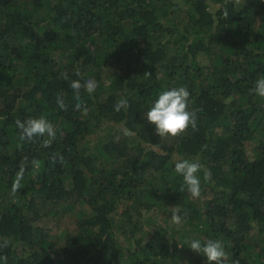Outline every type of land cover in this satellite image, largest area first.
I'll use <instances>...</instances> for the list:
<instances>
[{
  "label": "trees",
  "instance_id": "16d2710c",
  "mask_svg": "<svg viewBox=\"0 0 264 264\" xmlns=\"http://www.w3.org/2000/svg\"><path fill=\"white\" fill-rule=\"evenodd\" d=\"M260 76L264 0H0V257L179 264L170 225L143 234L152 226L146 213L179 206L202 243L223 242L229 264H264V98L251 91ZM77 79L98 85L92 94L80 90L86 114L75 110ZM180 86L190 93L196 129L160 138L145 112L161 91ZM121 98L129 107L117 112ZM40 117L56 130L47 147V135L19 139L16 121ZM102 124L110 130L81 147ZM124 128L135 133L127 142L115 135ZM257 136L249 156L245 144ZM175 155L202 165L199 208L175 172ZM46 202L75 214L60 250L36 226ZM181 264L207 260L198 253Z\"/></svg>",
  "mask_w": 264,
  "mask_h": 264
},
{
  "label": "clouds",
  "instance_id": "9594fccd",
  "mask_svg": "<svg viewBox=\"0 0 264 264\" xmlns=\"http://www.w3.org/2000/svg\"><path fill=\"white\" fill-rule=\"evenodd\" d=\"M62 75L65 80H69L67 73H63ZM75 75L78 77L81 75L78 69L75 70ZM70 87L74 91L73 99L77 101L75 110H83L86 114L88 109L80 102V90L83 88L89 94L94 93L98 87L96 81L93 79H86L82 83L79 79L72 80L70 82ZM251 91L258 97L264 98V76H260L255 81ZM189 98L190 93L185 86L173 87L169 90H163L158 94V98L153 102L150 109L145 112V117L149 123L155 126L156 134L160 138H176L183 135L189 127L194 130L196 129V112L189 110ZM57 104L60 109L67 110V105L63 98L59 96L57 97ZM128 107V100L126 98H121L115 105V111L119 112L121 109L126 111ZM16 125L20 129L19 139L21 141H31L34 137H43L47 135L49 139L44 141V145L47 147L50 146L51 142L56 137L54 125L45 117L29 118L23 122L17 120ZM123 135L131 137L134 136L135 133L124 128ZM58 155V153L52 155L51 160L53 163L56 162V157ZM60 160H63L62 156ZM23 170L22 162L21 170L17 175L16 181L13 183V191H16L21 186L20 180L23 176ZM201 170L202 165L199 162L180 159L175 163V172L183 177L184 186L193 198H199L201 195V179L197 175ZM203 179L205 181H210V171H204ZM170 209V223H181L182 215L179 214L181 213L180 207L176 206ZM7 245L8 241L5 240L3 246L7 247ZM188 247L194 252L206 257L207 264H229V254L226 251L225 245L220 240L208 239L202 243L200 240L194 239L188 242ZM0 260H3L4 264H7L6 257H0ZM233 264H238V262H233Z\"/></svg>",
  "mask_w": 264,
  "mask_h": 264
},
{
  "label": "rangeland",
  "instance_id": "374dc122",
  "mask_svg": "<svg viewBox=\"0 0 264 264\" xmlns=\"http://www.w3.org/2000/svg\"><path fill=\"white\" fill-rule=\"evenodd\" d=\"M178 5L182 8L181 4L178 3ZM198 60L201 59L198 57ZM109 74H110L109 70L102 71L101 72L102 79H105ZM109 130L110 127H108L106 124L97 126L94 135L89 136L84 141L80 142V146L81 147L87 146V144L91 141H94L97 136L104 134ZM115 135L117 140L122 139L124 141L126 140V142L129 141V138H127V136L123 134L118 133ZM258 138L259 136H257L256 138L245 144V149L249 156H254L253 155L254 149L258 144ZM180 159L183 158L178 155H175L174 163H176ZM204 200L205 198L202 196L196 198V203H195L196 206L199 208L204 202ZM77 210H83L84 212H87V207L78 206ZM145 216L149 217L150 220H152V226H145L143 230L144 236L154 233L158 229L157 228L158 225L161 227H163V225L166 226L170 225L173 228L172 229V231L174 232L173 241L176 247V255L179 258V264L187 263L197 256L198 253L194 252L188 247V242L194 239H198L202 242L203 236L198 232L192 231L193 230L192 226L187 228L184 224L185 220L183 218L181 220V223L179 224L170 223L169 219L171 218V209H169L168 211L164 209H155L151 212L146 213ZM194 218L195 216L191 215V220L193 222H194ZM121 221L122 220L121 217L119 216V213H116L113 216L114 226L117 228V226L120 224ZM154 224H156L157 226H153ZM36 226L41 230H43L48 240L55 243V245L60 250L61 248L64 247L65 235L67 233H74L75 231V214L64 215L62 213V205L46 202L43 203L42 205V209L40 211V218L37 221ZM116 239L119 244V247H124L127 244L123 235H121V233L118 231H116ZM56 264H69V262L63 259L61 256H58Z\"/></svg>",
  "mask_w": 264,
  "mask_h": 264
}]
</instances>
